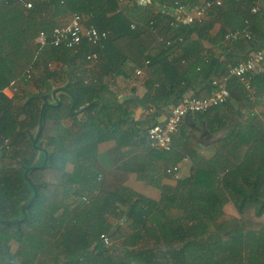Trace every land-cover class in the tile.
I'll list each match as a JSON object with an SVG mask.
<instances>
[{
    "label": "trees",
    "instance_id": "1",
    "mask_svg": "<svg viewBox=\"0 0 264 264\" xmlns=\"http://www.w3.org/2000/svg\"><path fill=\"white\" fill-rule=\"evenodd\" d=\"M206 1L184 0L193 7ZM240 1L224 0L202 21L187 24L176 18L173 0L142 6L127 0L122 10L117 0H31L30 9L18 0H0V264H264V118L245 122L242 110L250 99L240 84L232 95L248 105L232 114L231 126L238 129L221 140L215 157H199L184 131L175 135L174 151H159L173 153L175 163L193 158L188 175L179 179V191L196 201L189 228L180 222L170 233L157 236L150 231L147 208L155 203L126 188L128 171L107 169L95 160L100 143L117 139L120 147L130 146L134 129L151 125L155 114L131 120L134 108L143 106L159 115L191 91L208 96L214 77L224 82L230 67L261 48L264 15L251 12L256 0H242L246 10L238 12ZM74 13L85 18V25L110 34L99 46L85 42L76 49L40 51L35 44L39 33ZM246 28L252 32L250 39L241 35L225 41L228 33ZM90 53H97L96 61L87 59ZM49 61L57 67L50 68ZM41 64L45 70L40 75L36 70ZM128 65L145 69L147 89L142 99L124 101L132 109L111 89L116 77L129 76ZM31 67L37 92L14 107V98L3 91L21 87ZM256 80L264 94V79ZM49 91L56 93L51 104L43 98ZM65 118L71 119L72 129L62 125ZM125 126L130 130L124 132ZM66 136L71 139L67 149L61 142ZM44 140L52 153L47 150L41 167L45 156L38 155V146ZM69 163L72 173L66 171ZM29 178L37 196L24 213L23 206L34 195ZM72 194L83 203L69 205ZM230 201L236 215L224 211ZM110 216L120 222L128 216L140 227L131 232L119 223L111 226ZM103 234L125 240L106 247Z\"/></svg>",
    "mask_w": 264,
    "mask_h": 264
},
{
    "label": "crops",
    "instance_id": "2",
    "mask_svg": "<svg viewBox=\"0 0 264 264\" xmlns=\"http://www.w3.org/2000/svg\"><path fill=\"white\" fill-rule=\"evenodd\" d=\"M242 2L243 1L241 0L237 5L238 12H245L246 10V6ZM127 4L128 2L125 0V3L120 6V10L126 7ZM254 6H258L260 8V13H263L264 15V0H256ZM71 16L72 14H67L59 17L57 19L58 24L63 25L68 23L71 19ZM214 52L220 55L219 53L222 51L215 49ZM223 59L224 57H221L220 61L222 62ZM49 63L53 65L52 69L57 67L55 62L49 61ZM220 66L223 68L226 65L220 63ZM130 67H132V65H128L127 67V73L129 74L128 77L125 78L124 76L120 75L116 77L114 81H112L111 89L117 93V98L119 99L120 103H124V101L129 98L142 99L147 92L146 87L143 85V76L138 77L136 75V70L143 68L131 69ZM52 69L47 70L52 71ZM143 70L145 71V69ZM36 73L40 75L42 74V72L39 71V67H37ZM259 76L264 79V62L260 70L254 74L253 78L256 80ZM254 81H252L254 87L253 96L248 97V95H246V97L250 99L249 105L246 102L242 103V100H237L236 97L232 95L233 91L241 86L236 79L231 78L227 82L228 87L231 89V98L225 105L220 108L218 107L212 109L208 111L209 113L190 115L184 119L180 132L184 131L188 135V138H190V142L193 143L194 149L199 157H204L206 159L215 157L218 152L221 140L229 137V134L233 128H236L235 130L238 129V126L232 127L230 122L232 120V114L237 112L239 107L248 105L242 110V114L244 115L243 119L245 122L250 123L255 117L264 118V94H260V90L257 87V82H260V80ZM23 86L24 84H22L18 91H20ZM261 87L263 91L264 87L262 85ZM33 88L34 89L32 93L36 94L37 86L35 85ZM20 92L24 95H27L25 94L27 93L25 89H22ZM49 92L53 97L56 94L54 91ZM3 93L9 98H14L17 96V94L13 93L10 88L5 89ZM49 101L50 103L55 102L52 97H50ZM124 105L129 109H132L130 104L124 103ZM172 107L173 105H169L164 111H161L159 115H157V111L145 109L143 106L134 108L130 119L135 121L142 119L145 120L147 116L150 117L151 115L155 114L151 125L146 126L143 131L134 129L135 136L131 140L132 144L130 146L120 147V141L117 139L100 143L97 147L95 156V160L98 162V164L107 169H125L128 171V179L125 183L126 188L155 203V205H150L151 208L149 207L147 210H151L150 219L152 220L153 227L152 230L150 229V231L155 233L157 236H160L162 232H165L166 234L170 233L167 231L173 232V230L179 229L180 225L177 227L175 226L180 222L183 225L186 224L189 228L192 223L191 216L194 214L192 207L196 204L194 198H190L191 196L188 194L185 195L182 191H179V180H175L166 172V170L171 166L178 165L180 167V178H185V176L188 175L191 165L193 164V158L190 156H185L181 161L175 163V156L173 153L167 154L154 151L152 148H150L148 141L149 127L153 126L154 124L163 123L164 120L169 116ZM62 125L67 130L72 129L71 127L73 126L72 121L69 118L63 119ZM129 130V127L127 128L125 126L123 131L126 132ZM64 131L65 129L62 130V133H64ZM61 142L67 149L71 139L69 136H66L61 139ZM177 142L178 141L175 140L173 141L172 151L175 150V145ZM43 145L46 151L48 150L49 153H52V147L47 146V140L43 141ZM73 148L74 147H71L69 149ZM73 170L74 165L71 163L67 164L66 171L72 173ZM220 175L222 176V174ZM100 177L102 176L100 175ZM82 203V198L75 194H72L68 200V204L73 206ZM234 207V203L230 201L225 205L224 211L228 214L236 215L237 210ZM108 222L114 227L119 223L124 227L125 230H130L131 232H137L136 228L140 227V224L136 223V221L134 222L128 216H124L121 222L114 216H110ZM124 240L125 237H122L119 240H112V246L115 244L120 245ZM116 247L114 248V251H117Z\"/></svg>",
    "mask_w": 264,
    "mask_h": 264
},
{
    "label": "built area",
    "instance_id": "3",
    "mask_svg": "<svg viewBox=\"0 0 264 264\" xmlns=\"http://www.w3.org/2000/svg\"><path fill=\"white\" fill-rule=\"evenodd\" d=\"M119 6L125 3V0H117ZM224 0H207L203 5L191 6L184 2V0H173L175 7L176 18H181L187 24H193L194 22L202 21L207 12L215 6H222ZM25 8L30 9L33 7V3L30 0H18ZM150 0H137L139 5H146ZM61 4H64V0H60ZM260 11L258 6H254L251 9L252 13ZM85 18L78 13H74L68 23L56 26L51 31H41L35 39V44L40 51H45L50 48H66L76 49L83 43H87L90 46H99L101 42L108 37L109 31H100L94 26L85 25ZM246 25L249 27L250 20H246ZM136 27L135 23H132L131 28ZM241 35L251 38L252 32L249 28L243 31H232L225 36L226 42H233L238 40ZM163 38H159L162 41ZM171 42H167L170 45ZM98 58L97 53H90L87 56L89 61H96ZM264 62V44L259 48L254 55L247 57L244 60L239 61L235 66L229 68L228 76L224 82L219 81V77L212 79L213 92L205 97H198L193 93L185 94L179 102L174 105L169 113V116L163 123L154 124L148 129V141L150 148L162 152H170L173 150V139L177 135L182 127L183 121L190 115L208 112L219 106L225 105L231 98V90L228 87V80L233 78L244 88L248 97H252L254 94L253 77L258 72ZM149 64V61L146 62ZM50 68L52 64L48 65ZM34 68L31 67L27 70L24 80L31 81L33 77ZM145 71L143 69H137V76H144ZM11 90L16 91L15 85L10 87ZM4 145L9 149V141L5 140ZM167 174L172 176L175 180L180 179V167L178 165L171 166L166 170ZM101 240L106 247L112 245L111 238L103 234Z\"/></svg>",
    "mask_w": 264,
    "mask_h": 264
},
{
    "label": "rangeland",
    "instance_id": "4",
    "mask_svg": "<svg viewBox=\"0 0 264 264\" xmlns=\"http://www.w3.org/2000/svg\"><path fill=\"white\" fill-rule=\"evenodd\" d=\"M45 70V64H41L40 66H39V71H41L42 73H43V71ZM33 79H34V77H33ZM31 80V81H25L24 79H23V84H24V86L21 88V90L22 89H25L26 91H27V93H25V94H29V93H32V91H33V87L35 86V79L34 80ZM16 87V91H13V93H15V94H17V96H15L14 97V107H19V105H21V99H22V97H24L25 95L23 94V93H21L20 91H18L19 89H20V87L18 88L17 86H15ZM235 208V207H234ZM236 211V210H235ZM17 248H18V246H17V244L16 243H14V242H12L11 243V249H12V251H16L17 250ZM39 264H43V262H40L39 261Z\"/></svg>",
    "mask_w": 264,
    "mask_h": 264
},
{
    "label": "water",
    "instance_id": "5",
    "mask_svg": "<svg viewBox=\"0 0 264 264\" xmlns=\"http://www.w3.org/2000/svg\"><path fill=\"white\" fill-rule=\"evenodd\" d=\"M50 94H51V93L48 92L45 96H43L44 100L47 101V104H48V101H49L50 97H52ZM49 104H51V103L49 102ZM39 128H40V127H39ZM40 129H41V128H40ZM36 141H37V140L35 139V140H34V144H36ZM38 148H39V153H38V155L40 156V154L43 153L44 156H45V160H44V162H43V165L41 166V167H43V166L46 164L47 159H48V157H49L48 154H47V151H46V149H45V147H44V145H43V141L40 142ZM29 182H30V184H32L33 187H34V195H33V197L31 198V200L29 201V203H28L26 206H23V212H24V213H25L26 209L29 208V207L32 205V203L35 201L36 196H37V190H36V186H35V184L33 183V181H32L30 178H29ZM26 218H27V215L25 214V215H24V219H26Z\"/></svg>",
    "mask_w": 264,
    "mask_h": 264
}]
</instances>
